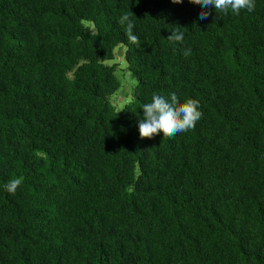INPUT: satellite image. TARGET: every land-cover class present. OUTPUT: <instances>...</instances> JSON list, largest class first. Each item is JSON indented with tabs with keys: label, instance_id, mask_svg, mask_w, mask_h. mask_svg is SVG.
I'll use <instances>...</instances> for the list:
<instances>
[{
	"label": "trees",
	"instance_id": "obj_1",
	"mask_svg": "<svg viewBox=\"0 0 264 264\" xmlns=\"http://www.w3.org/2000/svg\"><path fill=\"white\" fill-rule=\"evenodd\" d=\"M204 10L0 0V264H264V0ZM117 44L136 79L121 111ZM172 92L202 118L141 139L142 106Z\"/></svg>",
	"mask_w": 264,
	"mask_h": 264
},
{
	"label": "clouds",
	"instance_id": "obj_2",
	"mask_svg": "<svg viewBox=\"0 0 264 264\" xmlns=\"http://www.w3.org/2000/svg\"><path fill=\"white\" fill-rule=\"evenodd\" d=\"M173 4H181L183 0H171ZM189 3L201 5L199 19H207L211 14L204 9L214 8L219 18L229 12L239 15L241 10L252 11L255 8V0H189ZM118 23L125 26L128 41L131 44L139 45V37L134 34L135 23L129 13L119 16ZM92 35H96L95 32ZM169 41L183 42L184 32L173 29L171 35L167 37ZM185 57L191 55V49H185ZM143 116L139 119V135L141 139H152L155 135L163 133V137L172 138L178 133L194 129L196 123L202 118L199 101L187 99L183 102L176 92L169 95L153 94L151 102L142 106ZM123 110V109H122ZM121 111V110H120ZM119 111V112H120ZM118 112V113H119ZM118 115V114H117ZM22 184V178L10 180L4 185L5 190L15 195L17 189Z\"/></svg>",
	"mask_w": 264,
	"mask_h": 264
},
{
	"label": "rangeland",
	"instance_id": "obj_3",
	"mask_svg": "<svg viewBox=\"0 0 264 264\" xmlns=\"http://www.w3.org/2000/svg\"><path fill=\"white\" fill-rule=\"evenodd\" d=\"M87 24V22H85ZM124 46L117 44L112 50V58L105 60L107 65H114V75L119 83L118 88L108 96L109 102L114 109L120 110L124 104L133 98V90L136 84L135 77L127 68L123 57Z\"/></svg>",
	"mask_w": 264,
	"mask_h": 264
}]
</instances>
